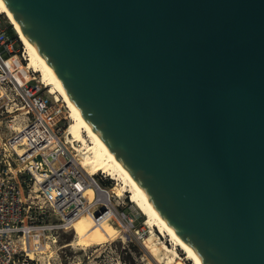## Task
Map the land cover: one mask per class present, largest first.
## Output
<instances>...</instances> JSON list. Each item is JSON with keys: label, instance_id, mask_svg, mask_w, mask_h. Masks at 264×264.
Segmentation results:
<instances>
[{"label": "water", "instance_id": "water-1", "mask_svg": "<svg viewBox=\"0 0 264 264\" xmlns=\"http://www.w3.org/2000/svg\"><path fill=\"white\" fill-rule=\"evenodd\" d=\"M3 2L203 264H264V0Z\"/></svg>", "mask_w": 264, "mask_h": 264}, {"label": "built area", "instance_id": "built-area-1", "mask_svg": "<svg viewBox=\"0 0 264 264\" xmlns=\"http://www.w3.org/2000/svg\"><path fill=\"white\" fill-rule=\"evenodd\" d=\"M8 26L0 17V116L11 114L18 127L2 136L0 121V264H44L78 215L96 207V221L114 219L125 234L138 210L131 200L100 199L105 173L99 178L79 164V150L71 141L67 145L62 106L36 71L24 69L25 52Z\"/></svg>", "mask_w": 264, "mask_h": 264}, {"label": "rangeland", "instance_id": "rangeland-1", "mask_svg": "<svg viewBox=\"0 0 264 264\" xmlns=\"http://www.w3.org/2000/svg\"><path fill=\"white\" fill-rule=\"evenodd\" d=\"M0 17L13 28L6 15L0 13ZM15 38L17 39L15 43L20 51H24V46L18 39L16 32ZM26 63L24 65L25 70L29 66L27 55ZM35 74L39 77V73L36 72ZM48 89L50 92L51 89ZM52 98H56L57 103L62 106V110L66 115V122L68 123L65 132L67 145L70 147L69 142L71 141L79 150V164L87 173L99 172L97 177H102L100 174L102 171L95 166L94 159L87 155L91 140L86 133L80 131L78 124L69 119L62 98L55 92L52 93ZM6 107H9V104ZM11 117L9 113L0 116L1 126H3L2 136L13 132L18 127V123H13L10 120ZM105 175L106 177H102L103 180L100 181V184L105 187L108 194L106 191L99 192L101 200L108 201L111 195L114 203L121 199L126 202L134 201V192L130 185L124 191L126 185H123L122 181L114 180L106 173ZM87 193L89 194L88 199H90L93 189L88 188ZM133 204L135 203L133 202ZM136 208L138 210L137 220L132 228L125 231V234L118 233V225L114 219L101 218L102 220L96 221L94 219L95 214L98 212L96 207L93 213L78 215L73 220L71 228L60 235L59 246L49 255L48 259H45L44 264H193L186 260V256L181 249L173 252L174 245L172 242L168 240L167 236L163 237L156 228L152 229L154 242L150 244L146 239L150 235V228L144 223L145 212L140 210L137 205Z\"/></svg>", "mask_w": 264, "mask_h": 264}, {"label": "bare ground", "instance_id": "bare-ground-1", "mask_svg": "<svg viewBox=\"0 0 264 264\" xmlns=\"http://www.w3.org/2000/svg\"><path fill=\"white\" fill-rule=\"evenodd\" d=\"M0 13H3L9 18L18 39L24 46L23 49L29 61L28 69L39 73L42 84L47 88H50V92H55L62 98L65 103V107L67 108L69 119H72L76 124H78L80 131L86 133L87 137L91 140L89 150L87 151L88 157L94 159L95 166L102 172L106 173L114 180L122 181L123 185H126L123 189L124 191L127 190L129 185L132 187V191L134 192L133 202L140 210L145 212L146 217L144 223L150 228V235L146 237L147 241L150 244L154 242V233L152 229L156 228V230H158L163 237L167 236L168 240L172 242L174 245L173 252H176L177 249H181L186 256L187 261L192 262L193 264H203L198 254L183 241L178 233L159 213L155 205L151 202L144 190L130 174L126 166L98 138L66 88L56 78L50 67L40 55L38 49L26 35L3 0H0ZM18 148L19 152H22L24 150V143L19 141Z\"/></svg>", "mask_w": 264, "mask_h": 264}, {"label": "trees", "instance_id": "trees-1", "mask_svg": "<svg viewBox=\"0 0 264 264\" xmlns=\"http://www.w3.org/2000/svg\"><path fill=\"white\" fill-rule=\"evenodd\" d=\"M8 32L12 37H15V31L13 30V28L9 25L8 26Z\"/></svg>", "mask_w": 264, "mask_h": 264}]
</instances>
